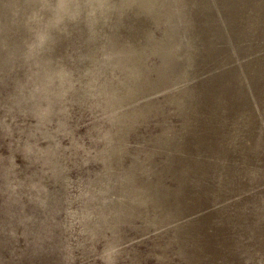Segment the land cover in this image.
Returning <instances> with one entry per match:
<instances>
[{"label":"rangeland","instance_id":"obj_1","mask_svg":"<svg viewBox=\"0 0 264 264\" xmlns=\"http://www.w3.org/2000/svg\"><path fill=\"white\" fill-rule=\"evenodd\" d=\"M0 264H264V0H0Z\"/></svg>","mask_w":264,"mask_h":264}]
</instances>
